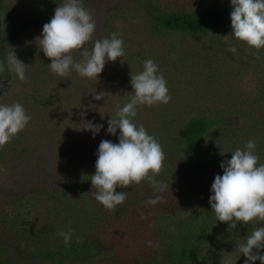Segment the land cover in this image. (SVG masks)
Listing matches in <instances>:
<instances>
[{
  "label": "rangeland",
  "instance_id": "374dc122",
  "mask_svg": "<svg viewBox=\"0 0 264 264\" xmlns=\"http://www.w3.org/2000/svg\"><path fill=\"white\" fill-rule=\"evenodd\" d=\"M55 1L58 0H2L4 12L0 22L2 24L8 22L11 28L35 19L45 7H53L40 24L14 41L16 49L33 50L34 53H39V57L43 60L51 61L40 50V41L37 39L41 38L43 25L50 22L54 16L55 8L66 2V0H60L59 4L53 6ZM214 1L163 0V3L171 4L174 10L187 11L186 9L189 8H205L208 3ZM81 2L96 23L93 41L109 38V31H112L125 42L135 43L136 48H133L135 51L137 47H146L147 59L154 58L156 64L167 61L181 64L182 66H178L176 71L165 68L159 70L167 85L176 83L177 79L182 80L180 81L182 83L179 87L180 92L178 89L177 95L182 94L186 98L192 96L211 98L212 95L215 96L214 99L218 95L226 97L228 94L226 89L219 88L215 84L211 85L209 78L212 77L216 82L223 83L229 78L228 83L232 84L234 73L237 71L236 66L242 74L245 73L242 79V91L245 94H250L254 84H259V74L264 68L262 55L264 49L257 50L249 47L246 43L232 37V32L223 33L224 36H228L230 43H226L224 39L219 40L217 36L211 34L186 37L179 33L167 36L174 40L171 43L170 39L166 40L164 36L160 38L145 34L144 25L136 27L142 23V17L135 11L138 8L136 0H81ZM131 33H137L142 37L131 38ZM229 46L236 47L237 51L235 53L228 51ZM87 47L91 49L92 43H89ZM17 57L27 65L25 72L27 82L19 80L15 72L8 80L0 77V105L20 103L26 113L32 117L25 129L20 132L21 144L25 148L29 147L31 151L15 159L14 150L20 149L18 145L15 147V144L10 145V142L0 148V216L3 212V202L8 197L14 198L38 189L56 190L60 193L66 190L70 192L71 189L65 187L69 180L81 176L91 180V175L95 173L101 140L118 143L119 129L116 136L108 134L107 122L111 117L117 118L115 116L116 106L122 107L131 98L133 89L129 82V74L133 71L136 73V68L140 63L144 64L147 60L143 52L138 50L134 53V57L127 56L126 61L124 57L118 58L115 62L108 61L97 81L82 77L75 71L67 77H59L51 69L50 73H43L31 59H24L19 55ZM73 57L77 61L82 59L79 52H74ZM189 59L197 63V70L193 67L192 61L183 63L184 60ZM211 63L214 66L210 65ZM192 70L195 75L199 74L202 84L198 83L197 86L188 87V84L195 82V80L192 81L193 72L189 73ZM94 90L96 94L105 93L104 98L99 101L95 100L92 93ZM46 96L50 98L49 109L36 102ZM92 105L96 106L95 109ZM143 107L144 105L138 106V110L142 108L138 112L142 118L140 122L149 135L154 133L157 136L154 138L161 140L158 142L164 150L166 144L164 137L167 134L163 135L157 115L153 114L152 120L147 114L148 108ZM168 108L174 109L175 105L168 106ZM167 112L158 107V114H167ZM81 113L84 115L81 116ZM195 115L198 113L193 110L189 115H184L187 119L184 116L173 118L178 122L175 127H181L188 117ZM244 117L241 114H231V116L224 117V120L227 125L236 127L243 123ZM253 118L257 121H264V107L254 112ZM165 119L172 118L166 116ZM84 121L103 124L104 128L93 138L92 132L83 130ZM242 139L244 140L245 137ZM12 141H15V138ZM259 151L263 157L264 152L261 149ZM173 159L172 156L167 155L163 166L165 170L155 178L158 181L162 175L160 183L168 185L167 189L158 192L148 181L136 186L137 190L132 186L124 189L118 188L117 191L126 192L127 197L123 204L113 210L106 209L95 199L97 190L93 186L90 188L89 185L90 189L87 194L85 192L79 203L77 202L79 206L77 212L82 206L85 212L83 215L79 213L77 217L75 216L74 221L79 231L86 229L88 234H94L92 240L98 244L96 249L101 250L102 253L97 264H144L160 252V244L164 241L167 243L169 241L167 239H176V232L172 227L175 218L177 219V212H174V209L186 214L185 210L190 211L191 207L195 209L202 206V202L207 197L208 188L203 187L205 184L202 185V183L206 182L200 179L193 183L183 182L179 187L183 191L193 192L192 204L189 206L175 204L176 201L170 194V189H175V187L170 182L168 183L173 179L171 175L177 171L178 161ZM223 160H229V158L223 154L221 161ZM259 163L264 164L260 158ZM220 170H222L221 167ZM157 197H160V202L155 205L148 203L149 200ZM27 209H29V215L24 213L21 218L27 223L26 231L35 234V231L43 225L44 219L37 218L40 215V209L36 206L31 205ZM24 211L26 210L22 213ZM95 219L97 222L95 227H92ZM8 225L12 226L10 222ZM161 228L166 230L165 240L160 235ZM3 229L0 228L1 232L6 234L7 232ZM149 241H151V246ZM29 244L34 246L32 242H20L19 245L26 248Z\"/></svg>",
  "mask_w": 264,
  "mask_h": 264
},
{
  "label": "trees",
  "instance_id": "16d2710c",
  "mask_svg": "<svg viewBox=\"0 0 264 264\" xmlns=\"http://www.w3.org/2000/svg\"><path fill=\"white\" fill-rule=\"evenodd\" d=\"M60 2V0L55 1L53 6ZM136 3L138 8L135 11L142 17V23L136 27L144 25L145 34L156 37L164 36L166 40L170 39L167 36H172L173 33L183 34L186 37L211 34L221 40L224 36L223 33L232 32L231 0H215L208 3L205 8H189L186 9L187 11L174 10L171 4L163 3V0H136ZM52 8V6L45 7L41 14L36 16V20L30 19L15 28H11V24L8 22L3 24L0 22V62L5 63V71L0 72V77H5L8 80L13 74L12 71L7 70L6 57L9 52L14 51L16 56L19 55L24 59L34 61L43 73H50L49 64L51 61L43 60L39 57V53H34L33 50L16 49L14 41L40 24ZM3 12L4 6L0 0V20ZM112 33L109 31V38ZM130 36L134 39L142 37L137 33H131ZM173 41L170 39L171 43ZM134 46H136L135 43L123 40L124 61L127 56L134 57V53L138 50L142 51L147 59L146 47H137L135 51L136 47ZM262 55L264 58V52ZM150 59L155 60L154 58ZM185 61L192 60H184L183 63ZM192 63L197 70V63L195 61ZM157 65L159 70L165 68L173 71H176L178 66H182L174 61L159 62ZM210 65L214 66L213 63ZM236 69L237 71L234 69L236 72L232 84L228 83L229 78L225 83L216 82L212 77L209 78L211 85L215 84L219 88L226 89L228 93L226 97L218 95L214 99L215 96L212 95L211 98H204V96L186 98L182 94L177 95L178 89L182 85L180 82L182 80L177 79L176 83L167 85L171 96L168 104L144 105L143 107L148 108L147 114L152 120L153 114L157 115L161 124V127L157 124L158 127L163 129L164 136L167 134L164 137L166 139L165 146L163 144L165 147L163 150L164 163H166L167 155L178 161L176 163L177 171L171 175L173 179L168 181L175 187V189H170V194L176 201L175 204L188 206L192 204L193 192L183 191L179 188L183 182L193 183L200 179L206 182L202 183V185L205 184L203 187L208 188L206 190L207 197L200 208L193 209L191 207L190 211L185 210L186 214L174 209V212H177V219L175 218L172 227L176 232V239H167L169 240L167 243L164 241L163 244H160V252H157L155 257L150 258L151 260L144 264H245L246 257L237 250V246L245 242V237L251 234L254 227H264V222L253 221L249 225L238 223L236 229L228 230L229 224L218 221L209 204L214 178L218 174L223 175V170L219 171L222 162L221 151L230 160L231 153L235 149H243L249 140H254L256 142L255 153L264 162V155L262 157L259 151L261 149L264 152V121H257L253 118L254 112L264 107V68L259 74V84H254L248 95L242 91V79L245 73L242 74L237 66ZM136 70V73L132 72L133 75L143 70L142 62ZM192 72L195 78L192 77V81L195 80V82L187 86L202 84L199 74L195 75L194 70L189 73ZM129 75L131 81V73ZM36 102L46 109L50 108L48 96L43 97L42 100H36ZM167 105H175V108L170 109ZM158 107L168 111L167 114H158ZM140 109L133 118V122L137 126L141 124L140 120L142 119L138 114ZM193 110L197 111L198 115L188 117L181 127H175L178 122L173 118H182ZM247 110H249L248 113ZM231 114L245 116L242 119L243 123L236 127L227 125L224 117L231 116ZM166 116H170L172 119L166 120ZM184 117L187 119L186 116ZM150 134L157 137L154 133ZM242 137L245 139L243 140ZM14 138L15 141H11L10 145L15 144V147L18 145L20 148L14 150L15 159L21 158L24 153H30V148H25L21 144V133H18ZM156 140L161 141L160 139ZM216 142L221 146L218 147ZM179 168L181 169L179 170ZM164 170L163 167L162 172ZM160 178L162 179V175ZM160 178L157 182H161ZM91 184L90 178L81 176L67 182L65 187H69L70 192L66 190L60 193L56 190L38 189L14 198L8 197L3 202V212L0 216V228H4L3 230L7 232L3 234L0 230V264H97L102 253L101 250L96 249L98 244L92 240L94 234H88L86 229L79 231L74 221L75 216L77 217L79 213L83 215L85 212L83 206L77 212L79 207L77 202L79 203L85 192L87 194ZM89 185L90 188H88ZM138 185L132 184L131 186L137 190L136 186L138 187ZM31 205L40 209V215L37 218L44 219L43 225L35 231V234L26 231L27 223L21 218L24 213L29 215L27 208ZM22 209L26 211L22 213ZM47 219L48 221H46ZM8 222L12 226H9ZM96 222L97 219L93 220L92 227H95ZM69 229L72 230V237L70 243L66 245L63 237L58 233L67 232ZM165 234L166 230L162 229L160 235L163 236V240H165ZM20 242H32L34 246L29 244L23 248L19 245ZM261 254H264V251ZM255 264H260V261L257 260Z\"/></svg>",
  "mask_w": 264,
  "mask_h": 264
},
{
  "label": "clouds",
  "instance_id": "9594fccd",
  "mask_svg": "<svg viewBox=\"0 0 264 264\" xmlns=\"http://www.w3.org/2000/svg\"><path fill=\"white\" fill-rule=\"evenodd\" d=\"M230 13L232 37L257 50L264 49V0H231ZM96 23L91 13L82 6L81 0H66L54 10L50 22L43 25L40 50L51 60L49 67L59 77H67L75 71L82 77L97 80L108 61L115 62L125 55L123 40L117 33L111 38L93 41ZM223 39L230 43L228 36ZM92 43L91 49L87 47ZM228 51L235 53L236 47ZM74 52L82 57L77 61ZM7 70L15 72L19 80L27 82L26 64L14 52L6 57ZM5 71V63L0 62V72ZM130 100L123 107L116 106V119L108 120L107 133L116 136L118 143L101 140L95 163V173L91 175L92 186L97 190L95 199L106 209L113 210L125 202L127 193L117 191L132 184L148 181L156 191H164L167 185L155 179L163 170L165 154L159 142L147 133L144 126H137L133 118L138 106L168 104L171 100L169 89L158 65L151 59L143 64V70L131 73ZM97 101L105 93L92 92ZM95 105L92 108L95 109ZM84 113H81L83 116ZM32 119L20 103L0 105V148L10 143L22 132ZM104 128L103 124L84 121L83 130L90 131L93 138ZM217 146H221L217 143ZM256 142L249 140L243 149L237 148L230 160L220 164L223 175H216L209 197L211 209L220 222L229 224L228 230L237 224L249 225L253 221L264 222V164L259 163L255 153ZM221 151V155H223ZM160 197L148 203L155 205ZM65 244H69L72 230L60 232ZM151 246V241H149ZM237 250L246 257L245 264H264V227H254L245 242Z\"/></svg>",
  "mask_w": 264,
  "mask_h": 264
}]
</instances>
